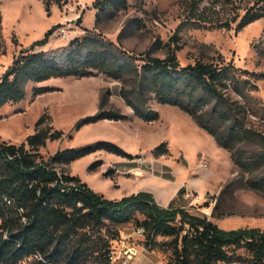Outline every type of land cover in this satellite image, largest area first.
Returning a JSON list of instances; mask_svg holds the SVG:
<instances>
[{
  "label": "rangeland",
  "instance_id": "obj_1",
  "mask_svg": "<svg viewBox=\"0 0 264 264\" xmlns=\"http://www.w3.org/2000/svg\"><path fill=\"white\" fill-rule=\"evenodd\" d=\"M94 2L62 0L59 5L51 0L47 9L45 0H0V76L21 48L33 45L57 23L60 28L46 42L35 44L36 49L65 45L86 33L113 41L120 50L137 57L144 53L164 57L171 47L179 45L176 55L181 65L198 58L218 62L222 57L233 62L235 73L249 80L245 99L231 92L242 106L240 118L264 136V16L235 30L253 0H128L125 8L103 14L99 23H95ZM197 14L231 26L200 25L195 22ZM41 85L58 89L33 95L32 88ZM137 87L133 70L121 80L100 73L29 81L23 99L0 106V141H25L34 132L38 118L47 112L51 124L64 135L40 147L44 159L59 149L78 148L99 139L114 142L126 152L119 155L99 149L58 166V170L79 176L94 191L118 199L150 191L157 202H166L164 206L176 199L175 206L206 217L222 229L264 230V191L247 183L264 174V164L251 171L241 169L231 151L221 147L192 116L175 105L157 102L147 82L141 89L142 103L145 108L158 110L160 117L150 122L139 118L121 95L123 88L135 99ZM102 110L118 111L126 118L102 119L76 128L80 119ZM257 147L260 141L252 134L243 136L233 152L239 155ZM91 164L94 167L90 168ZM137 218L142 220L143 216L137 213ZM106 223L100 234L111 246L118 249L126 236L142 245L133 264H164L172 255L169 236L157 235L150 245L135 233L134 221L119 226ZM117 230L119 238L112 239ZM233 252V261L218 264H249L244 248Z\"/></svg>",
  "mask_w": 264,
  "mask_h": 264
},
{
  "label": "trees",
  "instance_id": "obj_2",
  "mask_svg": "<svg viewBox=\"0 0 264 264\" xmlns=\"http://www.w3.org/2000/svg\"><path fill=\"white\" fill-rule=\"evenodd\" d=\"M59 5L62 0H55ZM47 9L51 0H45ZM128 0H95V23L110 10L127 6ZM264 16V0H253L236 23L239 31ZM195 17V16H194ZM200 25L229 28L228 22L214 21L197 14ZM206 23V24H205ZM61 24L51 26L44 37L33 45L21 48L11 65L0 76V106L24 98L29 81L42 82L57 77H90L104 74L121 80L132 70L137 75L136 98L121 89V95L135 115L144 121L158 120L156 109L145 108L141 89L149 83L157 102L179 107L188 113L218 144L231 151L241 169L251 171L264 164V136L245 125L240 118L241 104L231 92L245 99L249 80L235 73L232 61L222 57L218 62L201 58L181 65L171 47L164 57L149 53L133 56L120 50L113 41L86 33L65 45L36 49L46 42ZM58 89L41 85L32 88L38 95ZM1 118V114H0ZM126 118L114 110L88 115L76 124L102 119ZM254 134L260 147L237 155L233 149L243 136ZM64 131L51 124V115L42 114L34 132L16 144L0 141V264H116L110 255L117 248L100 231L106 223L119 226L134 221L145 228L146 244L157 235L169 236L172 255L164 264H218L235 259L234 250L244 248L249 264H264V230L243 227L225 230L216 223L175 206L171 200L160 205L149 191H138L121 198H108L94 191L77 175L65 173L58 166L68 164L96 150L119 155L126 152L114 142L99 139L81 147L57 150L48 159L40 154L47 141L62 138ZM158 148V147H157ZM91 164L89 167H94ZM248 185L264 191V174ZM137 213L143 216L140 220ZM112 239L119 238V231Z\"/></svg>",
  "mask_w": 264,
  "mask_h": 264
},
{
  "label": "built area",
  "instance_id": "obj_3",
  "mask_svg": "<svg viewBox=\"0 0 264 264\" xmlns=\"http://www.w3.org/2000/svg\"><path fill=\"white\" fill-rule=\"evenodd\" d=\"M60 31L63 33V35L67 34L65 28H61ZM135 233L139 236L145 237V228L143 226H137ZM129 238L130 236L122 238L119 248L111 253L110 258L115 263L133 264V261L140 254L143 248L142 245L138 241H134Z\"/></svg>",
  "mask_w": 264,
  "mask_h": 264
},
{
  "label": "crops",
  "instance_id": "obj_4",
  "mask_svg": "<svg viewBox=\"0 0 264 264\" xmlns=\"http://www.w3.org/2000/svg\"><path fill=\"white\" fill-rule=\"evenodd\" d=\"M150 192V191H149ZM160 205H166V202L164 201H161V202H158Z\"/></svg>",
  "mask_w": 264,
  "mask_h": 264
},
{
  "label": "water",
  "instance_id": "obj_5",
  "mask_svg": "<svg viewBox=\"0 0 264 264\" xmlns=\"http://www.w3.org/2000/svg\"><path fill=\"white\" fill-rule=\"evenodd\" d=\"M112 170H109L107 173H110Z\"/></svg>",
  "mask_w": 264,
  "mask_h": 264
}]
</instances>
